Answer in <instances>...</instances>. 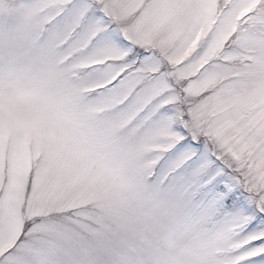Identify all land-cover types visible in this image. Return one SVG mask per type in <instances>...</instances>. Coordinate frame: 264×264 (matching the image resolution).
I'll list each match as a JSON object with an SVG mask.
<instances>
[{"label":"snow or ice","instance_id":"snow-or-ice-1","mask_svg":"<svg viewBox=\"0 0 264 264\" xmlns=\"http://www.w3.org/2000/svg\"><path fill=\"white\" fill-rule=\"evenodd\" d=\"M0 264H264V0H0Z\"/></svg>","mask_w":264,"mask_h":264}]
</instances>
